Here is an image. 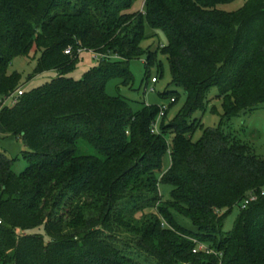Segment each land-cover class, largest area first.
<instances>
[{
	"label": "trees",
	"instance_id": "trees-1",
	"mask_svg": "<svg viewBox=\"0 0 264 264\" xmlns=\"http://www.w3.org/2000/svg\"><path fill=\"white\" fill-rule=\"evenodd\" d=\"M233 1L0 0V134L19 137L27 161L16 174L0 152V264H264V158L222 125L192 140V115L211 88L221 123L264 102V0L221 8ZM145 24L166 43L143 48ZM31 50L40 53L34 73L57 76L3 105L22 86L11 60ZM78 50L98 62L75 80L66 74ZM158 52L185 103L167 121L178 92L158 93L174 100L152 133L159 105L133 110L105 85L131 87L129 64L143 55L144 80H158L149 73L154 64L161 73ZM160 184L171 186L169 199ZM233 206L238 217L223 232ZM40 226L44 234L28 233ZM194 241L216 254L193 253Z\"/></svg>",
	"mask_w": 264,
	"mask_h": 264
},
{
	"label": "rangeland",
	"instance_id": "rangeland-1",
	"mask_svg": "<svg viewBox=\"0 0 264 264\" xmlns=\"http://www.w3.org/2000/svg\"><path fill=\"white\" fill-rule=\"evenodd\" d=\"M243 3V0H235L229 4L221 5V8L231 11L238 9ZM145 35L146 39L141 42V46L145 49H155L160 44L166 43L164 34L157 31V35H152V30L145 24ZM40 53L38 51L31 50L28 55L15 56L9 66L8 73L16 71L20 74L21 88L28 91L39 85H42L57 76V72L50 70L42 73L35 74L34 70L36 67L37 59ZM156 60L161 63V73L157 74V64L149 67V73L151 76H157L158 80L154 83L151 82L150 78L147 83L145 79V56H141L139 59L132 60L129 64V69L133 75V84L130 86L120 85L118 79H111L105 85V92L110 96L120 94L125 97L131 104L133 110H138L143 104H162L169 103V99H161L158 93L165 91H177L178 96L176 102L171 105L166 120L171 119L174 115L182 108L185 103V94L180 86L171 84V75L169 70V64L166 57L159 52L156 55ZM98 62V56L86 50L78 52L77 59L73 67L68 70L66 76L71 77L75 80L82 78L83 74L96 65ZM153 90H150V89ZM217 93L215 87L211 88L208 93L209 103L204 111L197 110L193 113L192 118H199V123L192 133V140H198L203 132V129L207 127H219L222 125L226 131H232L236 133L241 140L250 145L253 151L264 158V102L260 103L255 109L241 114L238 117L232 118L231 120L221 123L222 108L220 101L214 96ZM13 98L6 97L3 105H12ZM214 106L215 110H211ZM170 142V137L168 139ZM26 150L22 140L13 135L0 134V152L4 153L8 158L13 159L12 170L18 174L24 170L27 165L26 159L23 157V151ZM170 159L168 153L165 154L162 162L163 169L168 168ZM171 186L168 184H160L159 191L163 196L164 200L170 197ZM1 193V187H0ZM156 207H149L144 212L150 214L154 212ZM239 207L233 206L230 211L226 212L224 223L222 227L223 232H228L232 229L234 221L238 217ZM134 217L140 215V210L137 211ZM179 223L186 228H193L190 221L184 217L176 215ZM28 233H41L44 234L43 226L32 228L28 230ZM119 239L129 241L128 234L118 235ZM128 236V237H127ZM46 239V237H45ZM131 252H135L134 249H130ZM137 254V253H136ZM138 259H143V255L138 254ZM145 264H152V259L149 258Z\"/></svg>",
	"mask_w": 264,
	"mask_h": 264
},
{
	"label": "built area",
	"instance_id": "built-area-1",
	"mask_svg": "<svg viewBox=\"0 0 264 264\" xmlns=\"http://www.w3.org/2000/svg\"><path fill=\"white\" fill-rule=\"evenodd\" d=\"M79 51H81V50H78V52ZM64 52L67 53V54L70 53L71 52V48H67ZM156 81L157 80L155 79V77H152L151 78V82L152 83H154ZM150 90H153V89L151 88ZM22 92H23V89L20 87L12 95L9 96V97H12L13 98L12 103L15 101V98L16 97H18L19 95L22 94ZM173 100H174L173 98H170L169 99V102H172ZM167 107H168V104H166V103H162V104L159 105L158 115H157L155 121L152 122L151 127H150V130H151L152 133L158 131V126H159L160 120H161L162 116L164 115V112L167 110ZM254 198L255 197L251 195L248 199H246L244 201V203L242 204V206L246 205L249 201L254 200ZM194 242H195V246L192 249V252L193 253H196V252H204L206 254H211V253L212 254H216V251H214V249L211 248V247H209L207 244L201 243V242H197V241H194ZM218 254H219V256L221 255V253H218Z\"/></svg>",
	"mask_w": 264,
	"mask_h": 264
}]
</instances>
